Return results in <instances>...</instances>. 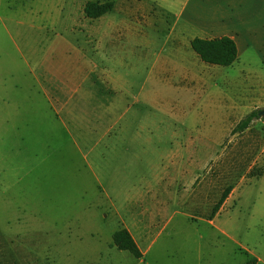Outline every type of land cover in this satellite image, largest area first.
I'll return each instance as SVG.
<instances>
[{
	"label": "rangeland",
	"instance_id": "1",
	"mask_svg": "<svg viewBox=\"0 0 264 264\" xmlns=\"http://www.w3.org/2000/svg\"><path fill=\"white\" fill-rule=\"evenodd\" d=\"M86 1L0 0V264H264V117L232 131L264 108L255 98L264 78L251 74L264 76V0H112L98 18L84 15ZM218 20L239 49L227 66L204 63L189 42ZM55 34L67 41L57 46L86 54L102 44L103 62L138 97L125 118L136 114L140 138L91 148V133L83 139L43 104L23 105L24 58ZM186 132L194 146L181 152V162L192 158L185 179L201 185L184 190L177 178L154 225L136 234V258L112 234L156 207L155 176ZM227 185L233 193L209 222Z\"/></svg>",
	"mask_w": 264,
	"mask_h": 264
},
{
	"label": "crops",
	"instance_id": "2",
	"mask_svg": "<svg viewBox=\"0 0 264 264\" xmlns=\"http://www.w3.org/2000/svg\"><path fill=\"white\" fill-rule=\"evenodd\" d=\"M222 9L226 14H231L235 8L233 3H229ZM224 22L225 20H218L213 23H205L206 27L204 29L210 28L206 29L205 34L200 37L229 36L235 42L239 55L236 36L231 32L225 33L219 30ZM62 38L64 37L61 34L43 38L39 41L40 51L30 53L28 57L24 58L26 67L22 72L23 105L34 107L43 104L46 110L52 111L60 124L64 126L66 124L75 125L77 136L81 133L83 139L85 134L88 136L91 133V137L96 139L91 148L98 144L100 140L105 139L104 149L108 152L111 148H115L117 140L140 138L142 133L137 129V123L139 125V122L136 114L133 118H125L129 107L133 104V101L138 100V97H132L122 78L118 75H112L109 64L103 62V60H109V58L107 53L100 51L103 49L102 44L100 45L98 42L97 45L91 44L96 53L86 54L83 51L80 52L77 45L75 50L73 46H68L70 44H67L64 48L57 46V43H67V41L61 40ZM105 39L106 35L103 43H105ZM191 70L192 68L189 67L188 71L191 72ZM82 72L84 75L80 79ZM5 73L9 74V71ZM251 74L260 75L261 79L264 78L263 72L260 70H254ZM18 85L19 83L15 84V86ZM261 90L260 93L256 94L259 98L257 96L255 98L258 100V104L263 105L264 88ZM251 100V104L255 103L253 98ZM128 124L133 126V132L126 130ZM81 127L84 128L81 130ZM171 135L172 138H178V134L173 131ZM182 138L183 141L178 142L176 148L171 150L167 163L161 164L160 170L155 176L154 186L156 191L153 192V196L156 200V207L154 209L147 208L138 215L130 216L127 221H122V227L128 230L137 246L136 234L141 235L154 225V220L158 219L159 213L172 199L171 196L177 178L183 180L184 190L188 186L193 188L195 185H201L200 176L194 177L192 181L185 179L190 173L192 158L188 155L186 162H181V152L189 153L191 151V147L194 146V137L190 132H186L182 134ZM202 151L205 153V145ZM193 161L197 162L198 160L194 159ZM233 190L234 187L229 195H232ZM229 195L224 202L229 198ZM185 196V193H182L180 198L184 199ZM133 201L140 202L142 200L141 197H135ZM212 218L209 219V222ZM138 248L141 251V257L139 258H142L144 251L139 246Z\"/></svg>",
	"mask_w": 264,
	"mask_h": 264
},
{
	"label": "trees",
	"instance_id": "3",
	"mask_svg": "<svg viewBox=\"0 0 264 264\" xmlns=\"http://www.w3.org/2000/svg\"><path fill=\"white\" fill-rule=\"evenodd\" d=\"M113 6L114 2L112 0H105L102 2L98 0H88L83 6V13L88 18H98L106 12L110 11ZM190 46L195 52V54L199 57V59L207 64L227 66L231 65L234 61L237 60V46L233 39L226 35L213 38H203L199 36H194L190 39ZM259 110L260 108L250 110L247 114H245L243 118H241L236 123L232 131L238 132L246 129L253 119L260 118V116L258 115ZM232 188V185H227L223 189L218 200L213 204L209 219H211L219 210L220 206L228 197ZM112 243L118 249L128 250L136 258L141 257V251L139 250L131 234L124 227H120L119 229L113 232ZM254 263L255 259H248L245 262V264ZM14 264L18 263L15 262Z\"/></svg>",
	"mask_w": 264,
	"mask_h": 264
},
{
	"label": "water",
	"instance_id": "4",
	"mask_svg": "<svg viewBox=\"0 0 264 264\" xmlns=\"http://www.w3.org/2000/svg\"><path fill=\"white\" fill-rule=\"evenodd\" d=\"M258 115L264 117V108L258 111Z\"/></svg>",
	"mask_w": 264,
	"mask_h": 264
}]
</instances>
